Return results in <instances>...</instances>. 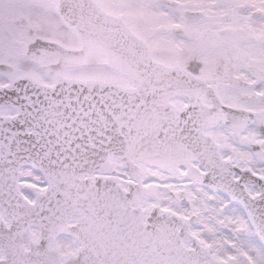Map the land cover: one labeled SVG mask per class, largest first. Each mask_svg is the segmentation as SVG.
<instances>
[{"label": "snow or ice", "instance_id": "6c2138e0", "mask_svg": "<svg viewBox=\"0 0 264 264\" xmlns=\"http://www.w3.org/2000/svg\"><path fill=\"white\" fill-rule=\"evenodd\" d=\"M0 264H264V0H0Z\"/></svg>", "mask_w": 264, "mask_h": 264}]
</instances>
